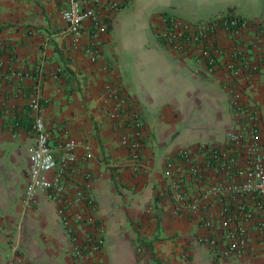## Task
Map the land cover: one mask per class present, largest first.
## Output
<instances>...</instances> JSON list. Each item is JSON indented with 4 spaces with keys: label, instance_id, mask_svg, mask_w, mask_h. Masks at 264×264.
I'll list each match as a JSON object with an SVG mask.
<instances>
[{
    "label": "crops",
    "instance_id": "1",
    "mask_svg": "<svg viewBox=\"0 0 264 264\" xmlns=\"http://www.w3.org/2000/svg\"><path fill=\"white\" fill-rule=\"evenodd\" d=\"M224 13L259 19L264 0H125L107 19L90 61L71 47L57 0H0V110L9 112L0 119V264H264V233L238 259L214 256L197 241L206 232L198 219L184 211L170 214L164 193V162L177 148L217 146L243 117L229 106V73L209 72L163 44L157 22L163 14L192 22ZM83 28L86 44V22ZM233 41L249 59L260 60L251 86L242 84L264 125V42L252 47L251 32L236 39L218 32L215 44L225 51ZM107 81L139 111L142 167L119 143L122 119L108 117L110 103L101 96ZM33 87L50 144L71 137L91 147L84 167L104 234L101 250L85 262L73 258L52 201L36 191L23 204L34 141L26 116ZM76 152L82 154L81 147ZM78 179L70 171L69 186Z\"/></svg>",
    "mask_w": 264,
    "mask_h": 264
},
{
    "label": "built area",
    "instance_id": "2",
    "mask_svg": "<svg viewBox=\"0 0 264 264\" xmlns=\"http://www.w3.org/2000/svg\"><path fill=\"white\" fill-rule=\"evenodd\" d=\"M57 1L71 47L94 61L98 52L95 40L106 31L107 19L125 0ZM85 22L88 41L82 44ZM218 32L232 39L251 32L250 45L254 47L259 41L264 42V17L248 19L224 13L191 22L163 14L157 22V36L163 44L201 62L209 72L229 73L225 86L229 106L234 115L243 117L239 128L229 131L217 146L198 143L193 149L177 148L174 156L165 160L162 175L166 180L164 193L171 202L169 213L178 215L184 211L198 219L206 232L197 241L214 256L238 259L250 249L251 239H260L264 233V125L259 123L258 111L243 96L242 84L251 86L260 60L249 59L246 50L235 41L225 51L221 50L215 44ZM3 50L0 43V51ZM12 74L20 75L19 72ZM101 96L110 103L108 117L115 121L122 119L120 145L129 159L142 167L143 132L139 111L128 104L113 82L103 83ZM8 113L6 109L0 110V119ZM26 116L30 118L29 129L34 141L28 154L23 204L36 191L52 201L73 258L85 262L101 250L104 234V225L89 193L92 175L84 167L92 156L91 147L71 137H61L55 145L50 144V132L45 127L36 87L29 91ZM78 147L82 154H77ZM70 171L79 175L72 186L68 184ZM212 207L216 208L215 212L211 211Z\"/></svg>",
    "mask_w": 264,
    "mask_h": 264
},
{
    "label": "rangeland",
    "instance_id": "3",
    "mask_svg": "<svg viewBox=\"0 0 264 264\" xmlns=\"http://www.w3.org/2000/svg\"><path fill=\"white\" fill-rule=\"evenodd\" d=\"M218 15V14H217Z\"/></svg>",
    "mask_w": 264,
    "mask_h": 264
}]
</instances>
